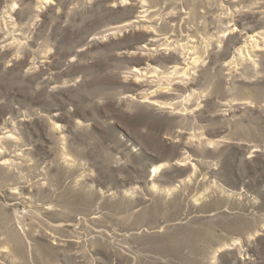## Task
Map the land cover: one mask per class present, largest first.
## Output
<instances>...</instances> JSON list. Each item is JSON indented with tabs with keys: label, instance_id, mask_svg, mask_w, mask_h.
<instances>
[{
	"label": "rangeland",
	"instance_id": "1",
	"mask_svg": "<svg viewBox=\"0 0 264 264\" xmlns=\"http://www.w3.org/2000/svg\"><path fill=\"white\" fill-rule=\"evenodd\" d=\"M0 264H264V0H0Z\"/></svg>",
	"mask_w": 264,
	"mask_h": 264
}]
</instances>
